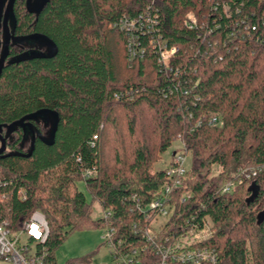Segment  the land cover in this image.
Wrapping results in <instances>:
<instances>
[{"label": "trees", "instance_id": "obj_1", "mask_svg": "<svg viewBox=\"0 0 264 264\" xmlns=\"http://www.w3.org/2000/svg\"><path fill=\"white\" fill-rule=\"evenodd\" d=\"M149 5L49 0L36 16L16 2V36L41 35L53 49L21 43L22 53L36 48L45 57L4 68L0 125L41 110L57 113L59 124L52 144L39 139L31 151L22 141L0 157V217L17 229L42 212L49 226L44 248L54 261L57 248L87 225L115 228L116 242L140 245L132 231L143 225L137 205H148L166 181V169H145L181 140L191 165L173 192L165 232L207 217L211 237L203 246L222 264H264V0H162L155 38L175 49L165 65L149 36L140 37L143 50L130 60L118 27ZM190 12L202 31L184 26ZM21 52L11 48V56ZM214 116L221 126L209 124ZM51 128L46 124L47 134ZM253 169L260 170L255 177L223 193ZM94 202L111 213L108 220L92 218Z\"/></svg>", "mask_w": 264, "mask_h": 264}, {"label": "built area", "instance_id": "obj_2", "mask_svg": "<svg viewBox=\"0 0 264 264\" xmlns=\"http://www.w3.org/2000/svg\"><path fill=\"white\" fill-rule=\"evenodd\" d=\"M162 0H151V5L136 17L124 16L118 24L127 36V52L130 60L137 57L143 50L140 37L149 36V43L160 53L159 62L167 64L175 49H168L167 43L158 36L155 38L156 27L159 25V14L155 7L160 6ZM228 14V7L223 5ZM187 29L200 28L203 25L194 13H188L184 19ZM140 34L142 36H140ZM211 126H221V118H210ZM184 154L174 156V160L165 171V184L154 194L152 201L145 206L137 205V212L142 217L143 225L135 223L133 234L140 245H126L124 240L115 241V228L104 229L103 244L112 248V260L109 264H222L217 253L203 246L211 237L212 223L204 217L199 223L188 225L186 229L165 232V225L169 222L173 210V192L181 188L187 168L184 165ZM260 170L253 169L236 177L223 189V193L236 191L238 184L244 179L250 180ZM94 171H87L84 176L91 177ZM134 199V197H133ZM135 200V199H134ZM111 213L103 212L101 217L108 220ZM159 218L165 221L158 222ZM195 217H191L194 221ZM49 236V226L42 212L35 211L28 220L17 229L11 223L0 217V264H57L52 260L48 250L44 248Z\"/></svg>", "mask_w": 264, "mask_h": 264}, {"label": "water", "instance_id": "obj_3", "mask_svg": "<svg viewBox=\"0 0 264 264\" xmlns=\"http://www.w3.org/2000/svg\"><path fill=\"white\" fill-rule=\"evenodd\" d=\"M17 1L25 2L27 11L33 15L35 14L36 16L41 13V11L49 2V0H0V30L2 29V31L0 32V78L6 65L15 62H21L24 60H30L37 57H45V55H42V53H40L36 48H31L33 50H30L8 61V58L11 54V47L16 45L17 43L37 41L40 44H46L53 49L52 45L47 41V39L41 35H32L26 38L16 37L17 19L15 16L14 7ZM37 119H42L46 124H49L50 127H52L48 134V138L40 140L49 145L53 143L59 124L58 114L55 112L41 110L34 114L28 115L14 123L0 125L1 157L6 152V140L9 135L14 133L19 128L25 129L26 127L32 126L30 122L35 121ZM3 129L7 130L5 136L2 135ZM34 144L35 138L33 139L31 151L33 150ZM253 191L254 192L251 196V201L257 197L259 188L253 189Z\"/></svg>", "mask_w": 264, "mask_h": 264}, {"label": "rangeland", "instance_id": "obj_4", "mask_svg": "<svg viewBox=\"0 0 264 264\" xmlns=\"http://www.w3.org/2000/svg\"><path fill=\"white\" fill-rule=\"evenodd\" d=\"M184 146L181 140H176L172 146L161 156L158 162L152 163L145 169L147 173H156L172 164L174 156L184 154ZM184 165L188 169L191 165V155L185 154ZM113 156L109 155L108 163H111ZM221 168L215 166L214 171L218 173ZM78 187L90 200L84 183H78ZM104 210L98 202H94L92 218L97 219L103 216ZM165 221L159 218L158 222ZM104 230L92 226H84L82 229L72 233L55 251L57 264H66L69 260L76 258H88L89 264H109L112 260V248L103 244Z\"/></svg>", "mask_w": 264, "mask_h": 264}, {"label": "flooded vegetation", "instance_id": "obj_5", "mask_svg": "<svg viewBox=\"0 0 264 264\" xmlns=\"http://www.w3.org/2000/svg\"><path fill=\"white\" fill-rule=\"evenodd\" d=\"M1 31H2V29L0 30V32ZM12 47H17L18 52H21L24 49V47L21 46V43H17L16 45H14ZM29 47H31V46H29ZM22 54H24V53L21 52V55ZM17 56H20V54L18 53L15 56H11V54H10L8 61L12 60L13 58H15ZM30 123L32 126L26 127L25 129L19 128L14 133L9 135V137L6 140V152L4 153V155L9 154L11 152H14L16 149L15 148L16 145L20 144L22 141L24 144L26 143V145H29L30 147H32V143H33L34 138H35V142L39 139H47L48 138L46 123L42 119H37V120L32 121ZM6 132H7V130L3 129L2 135L5 136ZM44 132H46V133H44ZM0 147H1V144H0ZM25 151H27V150H25Z\"/></svg>", "mask_w": 264, "mask_h": 264}]
</instances>
